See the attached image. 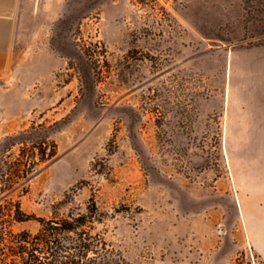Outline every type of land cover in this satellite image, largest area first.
<instances>
[{
    "label": "rangeland",
    "instance_id": "1",
    "mask_svg": "<svg viewBox=\"0 0 264 264\" xmlns=\"http://www.w3.org/2000/svg\"><path fill=\"white\" fill-rule=\"evenodd\" d=\"M20 26L0 174L21 180L0 189L90 219L94 264L180 261L241 217L236 264H264V0H22Z\"/></svg>",
    "mask_w": 264,
    "mask_h": 264
},
{
    "label": "trees",
    "instance_id": "2",
    "mask_svg": "<svg viewBox=\"0 0 264 264\" xmlns=\"http://www.w3.org/2000/svg\"><path fill=\"white\" fill-rule=\"evenodd\" d=\"M56 152L52 150L51 156ZM21 180L5 178L0 183L13 186ZM0 264H94V235L87 228L91 221L84 215L46 219L28 214L20 200L0 189ZM36 219L38 232L16 231L17 222Z\"/></svg>",
    "mask_w": 264,
    "mask_h": 264
},
{
    "label": "crops",
    "instance_id": "3",
    "mask_svg": "<svg viewBox=\"0 0 264 264\" xmlns=\"http://www.w3.org/2000/svg\"><path fill=\"white\" fill-rule=\"evenodd\" d=\"M21 1L0 0V74L9 72L14 65L16 46L21 33ZM222 99L227 105L228 96L225 94ZM259 177L264 179V169L259 172ZM237 201L239 203V197ZM234 226L235 231L231 235L186 236L184 243L188 247H182V259L164 264H236L237 253L243 248L242 217ZM250 241L256 254L264 261V219L261 217V210L257 214V207L256 229L252 219ZM192 245L195 247H191Z\"/></svg>",
    "mask_w": 264,
    "mask_h": 264
}]
</instances>
